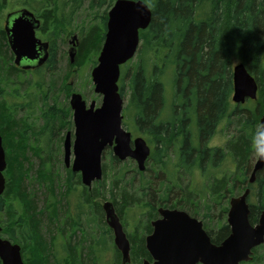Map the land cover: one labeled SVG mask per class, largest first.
I'll use <instances>...</instances> for the list:
<instances>
[{
    "label": "trees",
    "instance_id": "obj_1",
    "mask_svg": "<svg viewBox=\"0 0 264 264\" xmlns=\"http://www.w3.org/2000/svg\"><path fill=\"white\" fill-rule=\"evenodd\" d=\"M115 1L20 0L24 7L41 19L39 35L50 41V61L36 73L55 71L59 62L58 39L62 30L86 4L94 12L105 9L100 25H91L89 29L80 31L76 56L79 63L85 58H93L94 64H97L107 31V10ZM144 1L152 9V21L146 29L140 30V58L121 77L120 92L123 96L128 78V107L132 108L135 127L148 136V142L153 143L154 148L144 171L138 168L134 160L131 159L132 163L129 165L110 150L111 165L103 163V178L95 181V188L88 189L87 186L82 192L86 206L89 204L97 213L90 219L99 220V225L106 227L107 233L112 232V229L104 219L103 204L94 202L95 198H104L110 193L123 225L124 222L128 225L127 214L133 205L140 204L149 209L148 217L140 218L143 225L128 234L134 244L130 252L133 263L141 262L142 254L134 241L144 239L152 231V219L159 216V206L187 208L191 215L199 218L197 200L208 199L211 195L215 204L222 207L218 220L224 222L216 231L220 241L229 233L226 214L231 195L243 193L247 188L250 189L249 196L255 195L256 201L253 202L249 201L248 196L250 221L253 224L258 222L259 214L264 211V168L256 173L255 182H250L254 167L251 154L264 134V126L261 124L264 114V0ZM8 2L9 0H0V11ZM13 59L5 26L0 20V127L7 159L6 189L0 195L1 235H7L12 242L22 246L26 264H63V259L66 258L67 264H92L97 257L94 242L90 244L87 253L84 249L80 250L74 244L67 243L66 256L59 261L53 258L55 227L59 222L57 218L63 217L61 205L55 206L54 203L60 202L62 198L53 195L54 201L47 199V208L43 209L38 207L35 197L27 191L25 179L29 172L24 162L29 147L32 146L34 153L40 155L42 142L52 144L55 134L64 126L71 127L73 122L65 124L67 109L55 112L54 106L44 111L43 125L40 128H36L24 117H16L17 109L23 105L16 102L7 106L8 102L1 100L5 95L3 86L7 82H13L14 78L29 75L31 71L16 68ZM235 61L244 63L259 84L258 97L248 99L247 106L235 104L232 100L233 66L237 64ZM169 69L173 71L172 92L165 81ZM36 85L41 89L43 87V83L38 80ZM168 94L173 96L170 108ZM47 98L45 94V104ZM167 107L168 110L164 113ZM169 110L171 114L168 113ZM234 117L239 124L238 134L229 139L227 149L210 146L219 126L225 122L230 125ZM31 136L35 139L34 144L31 142L32 145ZM228 158L235 164L234 171L230 174H216L215 170L222 172L221 167ZM50 159L44 158L43 166L51 162ZM42 167L37 178L40 182L46 181L51 185L55 173ZM110 167L116 168L112 178L109 175ZM207 172H211V176L208 175L211 178L204 180L203 186L187 184L183 188L180 184L183 174L195 177ZM68 174L67 193L75 189V173L68 169ZM109 178L110 187L107 191ZM208 181L210 182L207 183ZM76 183L81 184V179ZM100 187L106 192H102ZM176 187L185 189V194L173 197V189ZM211 207L208 206V209ZM58 211L60 215H57ZM44 216L48 217L47 222L43 220ZM67 219L71 229L74 228V234L75 229L81 225L73 216L68 215ZM200 219L205 227L212 228L209 225L213 220L212 216L204 215ZM99 242L100 240L95 242L96 245L99 246ZM104 244L102 242V246ZM114 247L117 254L115 264H121L122 254L115 244ZM0 264H3L1 258Z\"/></svg>",
    "mask_w": 264,
    "mask_h": 264
},
{
    "label": "water",
    "instance_id": "obj_2",
    "mask_svg": "<svg viewBox=\"0 0 264 264\" xmlns=\"http://www.w3.org/2000/svg\"><path fill=\"white\" fill-rule=\"evenodd\" d=\"M153 12L144 0H116L108 14L107 31L98 63L92 70L94 90L102 96L97 106L93 100L89 105L83 95L74 92L71 106L74 111L75 139L69 131L64 140V162L72 166L73 172L81 173L82 183L92 188L93 183L104 175L103 153L111 147L120 160L131 158L144 171L151 155V146L146 138H133L131 131L124 127L123 103L119 80L121 66L134 58L140 39V30L146 29ZM41 19L28 8L7 14L5 29L9 45L15 55V63L25 69L30 64L23 60H38L43 64L49 57V42L37 35ZM71 63H75L78 34L70 40ZM233 102L245 103L258 97L259 84L240 62L233 66ZM264 126V114L261 117ZM72 155L74 156L72 160ZM6 150L0 130V195L6 189ZM264 168V138L259 145V155L254 163L250 182H255L256 173ZM247 188L242 194L230 200L228 224L230 235L220 244L212 243L202 220L179 208L159 207L160 217L152 221L153 232L146 238L147 248L153 261L143 264H240L252 258L253 248L264 242V211L258 223L250 221V205ZM107 224L114 232V241L122 254V264L131 262V243L115 205L111 200L103 202ZM0 258L3 264H26L22 246L1 235Z\"/></svg>",
    "mask_w": 264,
    "mask_h": 264
},
{
    "label": "rangeland",
    "instance_id": "obj_3",
    "mask_svg": "<svg viewBox=\"0 0 264 264\" xmlns=\"http://www.w3.org/2000/svg\"><path fill=\"white\" fill-rule=\"evenodd\" d=\"M21 7H24V5L20 3V0H9L8 5L0 11L1 24L3 26L5 25L7 14L10 11L19 9ZM104 9L105 8H102L100 11L94 12L88 9V4H86L84 5L83 8H81L78 12L75 13L76 16L71 19V21L67 24L66 27H64V29L62 30V35L58 39L59 62H58V66L55 69V71L53 72L44 71L42 73L40 72L39 74L36 73L34 75H30V74L22 75V77H17L16 79L14 78V81L16 83L14 81L13 82L11 81V82H7L6 85L3 86V94L5 92V95L1 97V100L8 102L7 106H9V103H16V102H19L20 104H26L25 108L17 109V112H16L17 118L20 119L24 117L30 123L35 125L36 128H40L43 125L42 117H43L44 111L47 110L48 107L54 106L55 112H57L56 110L61 111L62 108L67 109L65 111L66 116H64L65 124L68 121L73 122L72 109L70 108V99H71V95L73 92L81 93L83 97L86 99L88 105L93 100L97 102V106L101 104L102 96L95 92L94 83L92 79V70L97 64H94L93 58L92 60L90 59L88 60L87 58H85L83 61L80 60V63H79V58L77 56H76L75 63H71L70 56H69V49L72 46V44L70 43V40L74 34L79 35L82 29H89L91 25L92 26L100 25L102 21ZM110 9L111 8H108L107 10L108 14H109ZM39 37L43 38L40 35ZM103 44H102V47H103ZM102 47H101V50H102ZM139 58L140 57H139V51H138L136 55L134 56V58H132L126 64H123L121 66V77H123L128 67L131 68L133 64H135L139 60ZM97 63H98V58H97ZM235 63H238V62L235 61ZM121 77L119 80L120 87L122 84ZM37 80L41 82V84L43 83L42 89L36 85ZM165 81L167 84V88L170 90V92H172L173 71H171L170 69L168 71V74L165 76ZM11 92H15L17 95L20 94L19 95L20 98L17 96H12L10 94ZM45 94L48 97L46 100L47 104L44 103ZM129 94H130V89H129L128 78H127L125 81L124 95H123V99H124L123 124H124V127L127 130L131 131L134 137L143 136L144 138H146L147 141H149L148 136L138 131L135 127L133 117H132V112H133L132 108L128 107L129 98H130ZM172 101H173V96L171 97V95H169V99H168L169 108H170ZM247 104H248V101H246L245 103H242L243 106H247ZM167 110H168V107L165 109L164 113H166ZM168 113L171 114V111L169 110ZM12 114H14V112H12ZM238 125H239L238 121L235 117L232 119V122L230 125L227 124V122L220 125L217 133L215 134V136L211 139L209 143L210 146H213V147L221 146L227 149V143L229 139L238 134V130H237L239 128ZM61 129L62 130H60L59 132L55 134L54 136L55 140L52 144L49 145V143L46 144V142L45 143L42 142L43 147L40 150L41 151L40 155L34 153L35 150L31 148L32 146L29 147L27 151V159L24 162L25 168L29 172L28 177L25 179L27 191L31 193L32 196L35 197L38 207L43 208V209L47 208L48 200L54 201L53 195L56 194L57 197H61L62 199L60 200V202L54 203L55 206L60 204L61 210H63V208L66 207L70 211L69 215L78 219L81 226L82 225L87 226L85 230V232L87 231V235L86 237H84L85 233L83 234V232L79 230L81 226L77 227L73 234L74 228L70 229L71 227L67 225L65 230L70 232L66 234L68 237H70L69 243L71 245L74 244V246L78 247L80 250L84 249V252L87 253L90 249L89 247L90 244L94 242L93 247L95 246V248L97 249V252L95 253L97 257H95V260H94L95 262L92 261L93 262L92 264H96V263L97 264H115L117 260L116 259L117 254H116L115 247H114V235L112 234V232L107 233L106 232L107 228L99 225L100 223L99 220L90 219L91 217H95L94 215L97 213H96V210L91 209L89 204H87L86 206V203L84 202L82 192L87 186H85L83 183L81 184L76 183L77 181H79V178L81 179V176L79 174L75 173V176H73V184H74L75 189L67 193L66 183L67 182L69 183V181L67 180L69 177L68 169L70 168H67L64 164V140H65V135L68 130L72 131L73 133L72 139H74V131H75L74 123L69 128L64 126ZM32 136H35V135L32 133ZM32 136L30 139V144L31 142L32 144H34L35 139H32ZM263 138H264V134L259 138L260 140H258L257 148L255 147V150L251 154L250 159H251L252 164H254L258 158L259 145ZM149 144L151 145L152 150H153L154 148L153 143L150 142ZM35 145H36V142H35ZM110 150H112L111 147L107 148L103 155V163H107L109 165H111ZM44 158H46V160L51 158L52 161L50 159L51 162L49 163L47 162L43 166ZM73 158L74 156L72 155V160ZM132 160L131 158H128L125 160V162H128V164L130 165L132 163L131 162ZM149 165H153V164H149ZM40 167L44 168L46 171L55 173L54 182H52L51 185L50 183L46 181L40 182L38 180L37 175H38ZM221 168H222V172L218 173V171L215 170L216 174H222V173L230 174L232 171H234L235 164L233 163L232 160L230 161V158H228L226 159V161L224 162ZM115 170L116 168L110 167L109 175L111 178L113 177ZM210 174L211 172H207L205 175L198 174L195 177H192V175L183 174L180 178V184L184 186L183 188H186L187 184H190V185L193 184V186L194 185L203 186L202 184H204V180H208L209 178H211ZM111 178H109L107 181V185H106L107 191H108V188L110 187L109 181ZM209 182L210 181H208L207 183ZM96 186H97V182H94L92 187L95 188ZM87 188L90 189L89 187ZM100 189L102 190V192H106L105 189H103V187H100ZM184 194H185V189L176 187L173 189L172 196L180 197ZM239 194H242V192H240ZM239 194L231 195L230 199L231 197L238 196ZM137 195L139 196V194ZM210 196L208 197V199H198L197 200L199 203V206L197 205L199 207L197 216H199V218H201L204 215H207L209 217L212 216L213 220L211 221V223H209V225L212 228H214V230L217 231L221 227V223L224 222L223 220H222L223 222H219L220 219L218 220V215L219 216L221 215L220 212L222 210V207L220 204H215V202L213 201V197H210ZM230 199L228 201L229 206H230ZM105 200H111V201L113 200L110 193H107V196L104 198L103 197L95 198L94 202H100L102 205ZM249 201L250 202L256 201L255 195L251 194L249 196ZM210 205L212 207L211 209H208V206ZM222 205L227 206V204H222ZM166 208H171V207L166 206ZM180 209H184L189 212L187 208L180 207ZM53 211L54 209L52 210V212ZM83 212H84V216L82 214ZM5 213L6 211L3 212V215H5ZM148 213H149V209H147L146 207L143 208L140 204L133 205L128 210V214H127V220L129 222L128 225H127V222H124L125 231L128 234L133 233L136 228H139L140 226H142L143 222L141 221L140 218L142 217L147 218ZM63 218L67 219V217L66 216L62 217V219L60 220L62 221V223H63ZM104 219H105V215H104ZM155 219L156 218H153L152 220H155ZM43 220L47 222L48 217L44 216ZM81 221H84V224L81 223ZM226 221H227V214H226ZM104 229L106 230L104 231ZM3 237L7 238V235L3 234ZM99 237H102L101 241L105 242V244L102 246L103 248L99 247L95 243V241L96 242L99 241L98 239ZM66 243H67V240L63 236V234H59V239L55 240V243L52 249L55 258L57 257L59 259H63L61 257L66 256L67 254L65 252V247H67ZM259 252H262V250H260ZM27 256H30V254L27 253ZM84 257H86V255H84ZM63 260H64V263L67 264V258ZM255 263L256 262L253 261L252 263L249 262L247 264H255Z\"/></svg>",
    "mask_w": 264,
    "mask_h": 264
},
{
    "label": "flooded vegetation",
    "instance_id": "obj_4",
    "mask_svg": "<svg viewBox=\"0 0 264 264\" xmlns=\"http://www.w3.org/2000/svg\"><path fill=\"white\" fill-rule=\"evenodd\" d=\"M22 8H26V7H21V8H19V9H22ZM19 9H16V10H13V11H10V12H16L17 10H19ZM9 12V13H10ZM6 20H7V17H6ZM6 20H5V25L4 26H6ZM5 31H6V29H5ZM6 34H7V40H8V43H9V39H8V33H7V31H6ZM39 34V29H37V35ZM39 36V35H38ZM41 38V37H40ZM42 40H45L44 38H42ZM45 41H48V40H45ZM49 43H50V41H48ZM51 54V51H50V45H49V57H48V59L43 63V64H41V65H39L38 64V60H34V61H29V60H23L22 61V63L23 64H30L31 65V67L29 68V69H25V68H23L22 66H20V65H17L16 63H15V55H14V53H13V55H14V59H13V63H14V65L16 66V68H19V69H23V70H25V71H31L30 72V75H34V74H36V72H37V70L39 69V68H43V66L44 65H47L48 64V62L50 61V55ZM16 92V91H15ZM15 92H11L10 94L12 95V96H17V97H19V95L20 94H16ZM74 93V92H73ZM72 93V94H73ZM20 98V97H19ZM11 103H9V105H10ZM23 105V107H21V108H25V104H22ZM20 108V109H21ZM70 108L72 109V106H71V99H70ZM72 114H73V123H74V111H73V109H72ZM74 127H75V123H74ZM0 130H1V127H0ZM70 130H68L67 131V133L69 132ZM71 133H72V131H70ZM67 133H66V135H67ZM72 136H73V133H72ZM66 137V136H65ZM133 138H135L134 136H133ZM74 139H75V131H74ZM74 139H72V141H74ZM150 145V144H149ZM151 146V145H150ZM151 152H152V147H151ZM64 164H65V162H64ZM65 166H66V164H65ZM67 168H70L71 169V171L73 172V170H72V166H70V167H68V166H66ZM73 173H77V174H79L80 176H81V173L80 172H73ZM4 174H5V171H4ZM6 176V175H5ZM66 208V207H65ZM229 211V210H228ZM158 212H159V208H158ZM62 216L63 217H67L68 218V215H69V213H70V211L68 210V209H63L62 210ZM84 213V212H83ZM82 213V214H83ZM263 213V211L259 214V218H258V221H259V219H260V216H261V214ZM57 215H60L59 214V211H58V214ZM83 216H84V214H83ZM161 215H160V213H159V217H160ZM158 217V218H159ZM198 218V217H197ZM227 218H228V213H227ZM62 219V217L59 219V218H57V220H59V222L58 223H56L57 224V226L55 227V240H57V239H59V234H63V236L66 238V240H67V243H69V239H70V237H68L66 234H68V233H70L69 231H67V230H65V228L67 227V225H68V219H64L63 218V223H62V221H60ZM157 219V218H156ZM200 219V218H199ZM57 220H56V222H57ZM105 220H106V215H105ZM200 220H202V219H200ZM203 221V220H202ZM62 223V224H61ZM81 223H83L84 224V221H81ZM204 223V222H203ZM227 223H228V221H227ZM252 223V222H251ZM258 223V222H257ZM253 224V223H252ZM256 224V223H255ZM229 225V224H228ZM69 226V225H68ZM70 227V226H69ZM86 227L87 226H85V225H82V227H80L79 228V230L80 231H82L83 232V234L85 233V236L84 237H86V235H87V231L85 232V230H86ZM204 228L206 229V231L208 232V234H209V236H210V238H211V241H212V243L213 244H215V245H220L229 235H230V233H231V226L229 225V233H228V235L225 237V238H223L221 241H220V239L218 238V236H217V232H216V230H214V228H208V227H205V225H204ZM71 229V228H70ZM112 229V228H111ZM153 232V229H152V231L150 232V233H148L146 236H145V238L144 239H142V238H140L138 241H134L137 245H138V251H140V252H142V254H141V262H139V263H133V261H132V258H131V262H130V264H143L144 263V261H146V260H149V261H153V256H152V254L149 252V250H148V248H147V242H146V238H147V236L149 235V234H151ZM71 234H72V232H71ZM100 234V233H99ZM98 234V235H99ZM112 234L114 235V232H113V230H112ZM127 235H128V233H127ZM84 237H83V239H84ZM129 238V237H128ZM99 240H100V242H99V246L100 247H102V241H101V239H102V237H99L98 238ZM130 240V239H129ZM96 242V241H95ZM66 243V244H67ZM130 243H131V250H132V248H133V243L130 241ZM114 244H115V241H114ZM116 245V244H115ZM263 245H264V242L262 243V244H260V245H258V246H256V247H254L253 248V254H252V258L251 259H249V260H244V261H241L240 262V264H247V263H249V262H253V261H255L256 263L255 264H264V247H263ZM262 247V248H261ZM261 248V249H260ZM260 250H262V252H259ZM120 251V250H119ZM121 252V251H120ZM54 259H56V260H58L59 261V258H55L54 257ZM121 264H122V261H121ZM129 264V263H128ZM199 264H204L203 262H199Z\"/></svg>",
    "mask_w": 264,
    "mask_h": 264
},
{
    "label": "bare ground",
    "instance_id": "obj_5",
    "mask_svg": "<svg viewBox=\"0 0 264 264\" xmlns=\"http://www.w3.org/2000/svg\"><path fill=\"white\" fill-rule=\"evenodd\" d=\"M247 100H248V99H247ZM247 100H246V101H247ZM236 104H237V103H236Z\"/></svg>",
    "mask_w": 264,
    "mask_h": 264
}]
</instances>
